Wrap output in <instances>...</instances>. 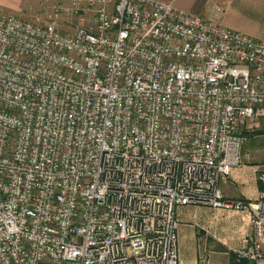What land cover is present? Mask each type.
Segmentation results:
<instances>
[{
    "label": "built area",
    "instance_id": "2783aa9c",
    "mask_svg": "<svg viewBox=\"0 0 264 264\" xmlns=\"http://www.w3.org/2000/svg\"><path fill=\"white\" fill-rule=\"evenodd\" d=\"M38 1L0 11V264H180L190 204L248 205L234 252L264 264V171L255 202L219 188L264 128V41L172 0Z\"/></svg>",
    "mask_w": 264,
    "mask_h": 264
},
{
    "label": "crops",
    "instance_id": "0c3cea01",
    "mask_svg": "<svg viewBox=\"0 0 264 264\" xmlns=\"http://www.w3.org/2000/svg\"><path fill=\"white\" fill-rule=\"evenodd\" d=\"M47 1L66 3L68 0ZM172 1L183 12L212 17L223 26L264 41V0ZM39 6L38 0H0L2 13L22 17L35 16ZM215 6H220L221 11L215 12ZM258 127L259 123L249 122L245 134H252ZM257 133L259 134L248 135L242 146L241 163L232 167L229 174L219 181V188L227 199L242 200L247 204L259 198L261 184L258 174L264 171V131ZM257 135L261 137V141ZM176 218L177 255L180 264H195L202 255L211 260L215 256L217 258L216 252L223 254L224 260L226 252H234L246 241L249 242L252 236L248 205L239 209L201 204L182 205L176 208Z\"/></svg>",
    "mask_w": 264,
    "mask_h": 264
},
{
    "label": "rangeland",
    "instance_id": "374dc122",
    "mask_svg": "<svg viewBox=\"0 0 264 264\" xmlns=\"http://www.w3.org/2000/svg\"><path fill=\"white\" fill-rule=\"evenodd\" d=\"M40 7V6H39ZM37 14H35V16H34V14H33V16H31V18H33V19H39L40 17H41V10H37V12H36ZM66 16L67 15H64V16H62V19L60 20V25H61V27H62V29L65 31V30H67V23H66ZM26 18H29V17H26ZM31 18H29V19H31ZM69 29V28H68ZM258 129V130H257ZM257 129H255V130H253L252 131V134H250V133H246L245 134V130H244V135H245V140H244V142H243V144H242V146L244 145V143L247 141V137H248V135H254V134H259V133H257L258 131H260V133L261 132H263L264 131V129L263 128H261V127H258ZM253 132H256V133H253ZM257 137L259 138L258 140H262L261 139V137H259V135H257ZM242 146H241V148H242ZM240 161H242V158H241V150H240ZM241 163V162H240ZM198 205V204H197ZM209 214V213H208ZM199 216L200 217H202V215L200 214V212H199ZM201 249V248H200ZM230 250V249H229ZM228 250V251H229ZM236 252H231V250L229 251V252H226V258L223 260V254H221L220 252H216V255H217V258H216V256L214 257V258H212L211 260H210V258H208L207 256H205L207 259H206V261L208 262V264H247V263H242L241 261H243V260H238L237 259V256H236V254H235ZM208 254V253H207ZM202 256H204V255H202ZM228 258V259H227ZM227 259V260H226Z\"/></svg>",
    "mask_w": 264,
    "mask_h": 264
},
{
    "label": "trees",
    "instance_id": "16d2710c",
    "mask_svg": "<svg viewBox=\"0 0 264 264\" xmlns=\"http://www.w3.org/2000/svg\"><path fill=\"white\" fill-rule=\"evenodd\" d=\"M242 263H247V261L246 260H243V261H241ZM248 264V263H247Z\"/></svg>",
    "mask_w": 264,
    "mask_h": 264
}]
</instances>
